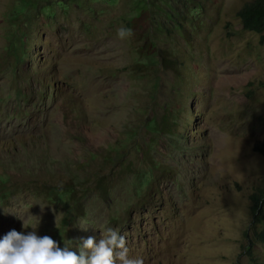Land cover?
Instances as JSON below:
<instances>
[{
	"label": "rangeland",
	"instance_id": "obj_1",
	"mask_svg": "<svg viewBox=\"0 0 264 264\" xmlns=\"http://www.w3.org/2000/svg\"><path fill=\"white\" fill-rule=\"evenodd\" d=\"M25 1L0 0V239L38 223L76 250L112 227L145 264H264V32L241 28L246 0H200L170 33L146 9L124 39L134 0Z\"/></svg>",
	"mask_w": 264,
	"mask_h": 264
},
{
	"label": "clouds",
	"instance_id": "obj_2",
	"mask_svg": "<svg viewBox=\"0 0 264 264\" xmlns=\"http://www.w3.org/2000/svg\"><path fill=\"white\" fill-rule=\"evenodd\" d=\"M132 34L126 27L117 33L121 39ZM36 226L27 234L13 229L0 239V264H145L143 257L129 256L126 237L112 227L101 233L98 243L89 237L72 250L68 245L60 247L50 236H38Z\"/></svg>",
	"mask_w": 264,
	"mask_h": 264
},
{
	"label": "trees",
	"instance_id": "obj_3",
	"mask_svg": "<svg viewBox=\"0 0 264 264\" xmlns=\"http://www.w3.org/2000/svg\"><path fill=\"white\" fill-rule=\"evenodd\" d=\"M34 0H26L25 4H32ZM200 0H134L132 10L135 15H123L121 21L126 28L132 26V21L146 9H150L148 22L155 30H167L172 28L184 30L183 23H189L188 11L199 9ZM240 26L243 30L254 33L264 32V0H246L236 11ZM168 26V27H167ZM21 42V41H20ZM252 149L264 155V138L255 140ZM261 202H264V186L257 193L251 195V212L255 216L260 212Z\"/></svg>",
	"mask_w": 264,
	"mask_h": 264
}]
</instances>
